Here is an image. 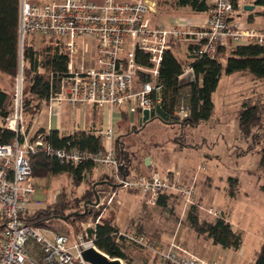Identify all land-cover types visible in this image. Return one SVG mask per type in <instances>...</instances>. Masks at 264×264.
Instances as JSON below:
<instances>
[{
    "label": "built area",
    "instance_id": "obj_1",
    "mask_svg": "<svg viewBox=\"0 0 264 264\" xmlns=\"http://www.w3.org/2000/svg\"><path fill=\"white\" fill-rule=\"evenodd\" d=\"M208 10L203 26L178 21L170 27L151 24L148 16L156 11L153 0H54L39 3L18 0V41L20 63L9 111L2 117L1 127L13 132L10 144H0V264H91L82 252L93 248L94 241L85 233L70 238L63 234H47L45 229L29 223L24 215L32 205L35 189L28 157L42 152L61 163L78 166L91 162L111 172L117 188L142 194L149 206H156L161 196H175L182 201L183 211L193 205V186L181 182L177 173L153 171L135 178L121 176V163L114 149V127L111 123L100 132L104 149L96 153L77 148L56 149L47 145L44 135L29 138L24 127V94L22 49L28 37L36 36L63 47L68 55L66 86L50 97L49 102H65L71 107L95 106L110 112L125 109L128 116H142L143 111L162 108L159 66L164 52L179 44L185 47L189 62L217 58L219 47L227 40L239 45L264 46V29L230 25L234 13L233 0H207ZM89 40L83 43L81 40ZM147 55L150 66L136 59ZM90 59L83 60V55ZM192 74L191 66L183 73ZM146 77V81H137ZM189 108L177 111L181 119ZM114 193L107 196L110 205ZM98 203L96 206H99ZM208 214L217 215L213 210ZM119 238L152 252L168 264H217L199 259L175 241L162 244L146 234L118 232ZM98 251V250H97ZM120 264H124L120 260Z\"/></svg>",
    "mask_w": 264,
    "mask_h": 264
},
{
    "label": "rangeland",
    "instance_id": "obj_2",
    "mask_svg": "<svg viewBox=\"0 0 264 264\" xmlns=\"http://www.w3.org/2000/svg\"><path fill=\"white\" fill-rule=\"evenodd\" d=\"M35 1L47 3L54 0ZM153 1L156 2L157 8L158 3L161 2L160 5L163 6L165 2L168 3L171 0ZM176 12L166 16H154V22L163 27H170L178 21L192 22L194 14L188 8ZM241 21L243 22V19H235L230 22V25L241 24ZM33 39L37 42L40 40L38 37ZM176 56L181 58V52H177ZM82 58L87 61L90 56L84 54ZM0 76L5 78L6 82L8 81L5 75L0 73ZM191 80L192 74L189 73L178 79L181 84ZM137 81H141V78L139 77ZM26 87V84L23 83L24 96L27 92ZM6 89L11 93V100L14 94L13 83H10ZM245 99H249L247 100L249 103H256L259 106L260 114V122L251 127V136L247 140L239 134L236 118L242 102L246 101ZM212 101L214 104L213 115L208 121L197 127L181 126L180 122L165 124L158 119H152L140 125L137 116L133 122L130 121V117H127L117 123L118 130L115 138L119 137L120 139L117 138V140L124 143L125 150L129 154H134L136 161L141 164L139 173L131 171L130 176L147 175L148 168L143 167V158L151 153H160L163 159L162 164L167 165V160L172 162V165L169 166L170 169L166 168V170L177 173L183 183H191L195 178L196 188L193 204L199 207L200 220L214 221L220 216L218 213L216 217L209 215L208 210L210 209L221 213L232 224L235 231L238 230L242 233L244 259L248 261L249 257L255 259L264 237V171L258 168V159L264 145V82L256 79L247 71L222 75L212 96ZM83 108L85 107H72V109H78V118L81 114L79 112L85 110ZM119 109L121 110V108ZM24 118V127L27 132L29 116L25 115ZM33 137L34 134H29L30 139ZM162 169L158 167L161 173ZM94 176L96 177L92 176L91 179L97 182L103 181L104 178L109 179L104 170L97 171ZM230 179L237 180L235 187H231ZM32 184L35 189L33 200L40 202L39 205L30 207L32 211L47 205L54 206L56 203L64 207L54 214V218L45 222V226L42 228L47 234H63L70 238L82 235L85 238L84 234L87 229L92 228L103 219L112 220L114 209L108 211L105 209L112 206L117 200L126 206L137 203L139 215L149 213L147 208L150 206L148 207L144 195L120 188H117L116 199L112 200V205L106 203L108 192L103 194V189L98 188L99 195L98 193L97 195L101 197L100 205L93 207L83 205L79 201L84 192L91 190L92 187L89 184L76 187L70 183V179L66 175L32 178ZM179 203L178 198L172 197L167 202L169 207L156 209V222H160V226H162V222H165L166 231L171 225L173 229L181 228L187 234V232H191L190 229L179 220L187 210L182 215L181 209L174 208ZM114 206L119 208L117 205ZM162 244L166 243L162 242ZM122 248L126 259L120 260L124 264H145V260L155 259L153 258L154 254L148 250H141L126 243ZM159 264H163V261Z\"/></svg>",
    "mask_w": 264,
    "mask_h": 264
},
{
    "label": "trees",
    "instance_id": "obj_3",
    "mask_svg": "<svg viewBox=\"0 0 264 264\" xmlns=\"http://www.w3.org/2000/svg\"><path fill=\"white\" fill-rule=\"evenodd\" d=\"M160 4L162 3L157 4L159 9L189 8L195 13H205L208 10L207 0H171L168 3L165 2L163 6ZM254 5L264 7V0H255ZM17 30L18 0H0V73L6 75L13 86L20 63ZM34 37L36 36L28 37L22 49V61L26 64L22 69V77L23 83L27 86L26 96H24V116L28 115L30 118L43 103L49 102L51 96L61 92L62 88L66 86L65 80L68 78V55L65 49L42 38H39L40 40L37 42L33 39ZM179 46V44H175L171 50L164 52L159 66L158 82L161 84L162 109L170 117L167 124L180 122L181 126L197 127L208 121L214 112L212 96L222 75L247 71L256 79L264 81V46L238 45L227 56L219 47L217 58L214 60L202 58L193 62H189L187 58L183 60L176 56V49ZM136 59L142 65L150 66L147 55L138 53ZM187 66L192 67L194 80L181 84L178 79ZM141 80L146 81L148 78L141 77ZM10 97L11 93L0 88V124L4 114L9 111ZM259 104L261 103L259 102ZM181 106L189 108L187 117L184 119L176 115ZM122 118L127 119V116L123 115ZM259 122V106L256 103L242 102L237 113V126L241 137L247 140L251 136V127L258 125ZM37 135H44L45 143L56 149L77 148L89 153H96L104 149V139L101 134L91 131H76L65 136L57 131L45 133L44 130H38L31 140H35ZM15 137L13 132L0 125V144H10ZM113 149L122 166L119 172L121 176L127 177L131 171H139L141 164L136 161L134 154H129L125 150L124 143L115 139ZM28 159L32 178L67 175L70 183L76 187L89 184L92 187L91 190H86L79 200L83 205L94 207L97 199L99 203L101 197L98 196V188L103 189V194L108 192V186L117 188L112 178H104L103 181L98 182L92 180L91 177L97 166L91 162L72 166L61 163L57 158L42 152L32 154ZM258 168L264 171V145L258 159ZM229 182L231 187L237 185L235 179H230ZM230 195L232 196L233 193L231 192ZM172 197L174 196H161L157 205L166 207L168 200ZM60 209H64V207L57 203L36 211L29 209L24 218L34 226L43 227L45 222L54 218V214H57ZM198 211L199 207L195 204L186 211L185 222L191 229L198 235L210 239L213 244L225 249L238 251L241 248L242 233L234 231L222 215L213 222H207L200 220ZM86 233L93 238L95 248L109 258L125 260L126 254L122 248L124 243L143 250L124 238H119L120 240L117 242L118 230L114 226L113 220L103 219L92 228L87 229ZM163 264L168 263L163 262ZM254 264H264V237Z\"/></svg>",
    "mask_w": 264,
    "mask_h": 264
},
{
    "label": "crops",
    "instance_id": "obj_4",
    "mask_svg": "<svg viewBox=\"0 0 264 264\" xmlns=\"http://www.w3.org/2000/svg\"><path fill=\"white\" fill-rule=\"evenodd\" d=\"M233 1H234V13L230 19V22L238 18L241 20L243 19V22L241 21L242 22L241 24H236L233 26L241 27V28L264 29V7H256L254 5L255 0H242L241 2L238 0H233ZM180 9H183V8H174V9L160 8L159 9L158 7L156 8V11L154 14H151L148 16V19L150 20L151 24H156L154 22V18H153L154 16L171 15L172 13L176 11L179 12ZM191 12L194 14V16L192 17V22L189 24H193L195 26H203L206 20V13H195L193 11ZM200 14L203 16L202 17L199 16ZM81 41L83 43L88 42L90 44L89 40L85 39ZM238 45L239 44H235L234 42L227 40V42H225V44L221 46V50L224 51L225 56H227L230 53V51ZM177 52H181L182 54L181 59L183 60L186 59V53H185L184 46L180 45L176 49V53ZM7 79L8 81L6 82L5 78L0 76V88L5 90L6 92H8L6 89L7 86H10V79L8 77ZM245 100L247 101L249 99H245ZM83 107H85L83 108V110L84 109L85 110L83 112H79L81 114H80V117L78 118L77 116L78 109H72V107L66 104L65 102L43 103L41 107L39 108V110L33 115V117L32 118L29 117V120L27 119L28 121L27 133L28 135L29 134L33 135L38 130H44L45 133L49 131H57L61 135H65V136L70 135L76 131H91V132H95L96 134H100V132L107 126V124L111 123L115 131L114 136H116V133L118 130L117 123L123 120L122 116L126 115L127 117L131 118V116H128L126 114L125 109L123 108H121V110L119 109L120 112L119 110L110 112L107 108H98L95 106H83ZM137 117L139 120L140 116H137ZM133 119L135 120V116H133ZM103 146H105L104 140H103ZM160 155H161L160 153H151L149 155H146L143 158V167L148 168L147 175L153 171L159 172L160 174H164L165 171L166 172L169 171V170H166V168L170 169L169 166L172 165V162L170 160H167L166 162L167 165L162 164L163 159L161 158ZM146 157L149 158L148 166H145V163H144V159ZM158 167L163 168L161 170L163 171L162 173L158 170ZM99 170L103 171V169L99 167L95 168V171L93 173L94 178L96 177L94 176L95 173ZM140 170L141 168H139V171ZM139 171L136 173H139ZM104 172L106 173V175H108L109 178L113 179L111 172H107L105 170ZM136 176H139V174H136L134 176L129 175L127 177L135 178ZM194 180L195 178L192 179L191 183H185V182L183 183L182 180L181 182L183 184L193 186L195 190L196 182ZM107 190L109 193H114L115 198L113 199H116L117 188H112L108 186ZM179 202H180L179 205H175L174 208L181 209L182 215H184L185 212L183 211L182 203L180 200ZM114 205L119 206V208L115 207ZM166 207H169V206H167L166 204ZM158 208H163V207H160L158 205L150 206V208H147V210L149 211L148 214L139 215L140 212L137 211L138 210L137 203L128 204L126 206L125 204L123 205L121 204L119 200H117L116 202L113 203L112 206L107 207L105 211L106 210L108 211L109 209L110 210L114 209L112 220L118 232L127 233L130 231L136 230L137 232H140V233L144 232L143 234L151 236L156 241L161 242V243L164 242L166 244H169L171 241L175 240L181 246V248L189 252V254L199 259L205 260V261H214L217 264H254L255 259H253L252 257H249L248 261L244 259V252H243L244 251V248H243L244 239L243 237H242V246L238 251L225 249L219 245H215L210 239L206 238L203 235H198L193 229H191V227H189L186 224L185 218L183 219V217H185L186 214L184 216H181V219L179 220H181L182 224L186 225V227L190 229L189 231L191 232H187V234H185V230H181V228L179 230L173 229L171 225L166 231L164 228L165 222H162V226L159 225L160 222H156L155 214L157 213L156 209ZM216 213L221 215V213L219 212H216ZM209 215H212V214H209ZM204 221L213 222L209 220H204ZM230 225H231V228L234 230L231 223ZM187 238H189V241H187ZM259 242L261 241L259 240ZM153 258L155 259L145 260L144 263L145 264H159L162 261L156 255H154Z\"/></svg>",
    "mask_w": 264,
    "mask_h": 264
},
{
    "label": "water",
    "instance_id": "obj_5",
    "mask_svg": "<svg viewBox=\"0 0 264 264\" xmlns=\"http://www.w3.org/2000/svg\"><path fill=\"white\" fill-rule=\"evenodd\" d=\"M6 115L7 113L4 114V116ZM152 119H158L159 121L167 124L170 117L163 111L161 107L157 106L151 111H143L142 116L139 119V124L143 125ZM133 120H134L133 116H131L130 121L133 122ZM144 163H145V166L149 165L148 157L144 159ZM97 204H98V199L96 200L94 205L96 206ZM82 257L85 261L91 264H120V259L109 258L104 253H101L100 251H97L93 248L83 251Z\"/></svg>",
    "mask_w": 264,
    "mask_h": 264
}]
</instances>
